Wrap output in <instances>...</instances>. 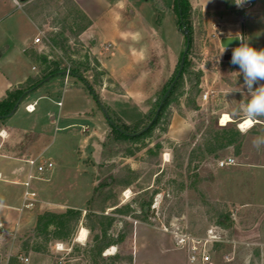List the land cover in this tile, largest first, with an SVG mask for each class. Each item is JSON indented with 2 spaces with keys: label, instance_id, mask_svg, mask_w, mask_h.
Instances as JSON below:
<instances>
[{
  "label": "rangeland",
  "instance_id": "obj_1",
  "mask_svg": "<svg viewBox=\"0 0 264 264\" xmlns=\"http://www.w3.org/2000/svg\"><path fill=\"white\" fill-rule=\"evenodd\" d=\"M21 1L29 14L13 0H0V97L9 83L39 76L46 66L42 56L62 67L77 62L88 67L84 74L95 92L77 76L57 74L27 93L16 112L0 122V128H13H7L10 135L4 133L8 145H0V154L12 149L9 155L22 154L15 146L27 132H37L42 134L38 145L45 147L42 160L53 162L43 173L33 171L43 177L31 180L39 200L33 208L19 210L24 184L13 182L12 175L0 178V221H12L13 229L18 221L21 233L36 223L39 213L68 208L82 212L67 240L51 239L52 226L51 235L36 237L34 229L22 236H0V264H8L20 252L29 257L23 264H202L190 259L197 240L208 250L210 264H264V144L253 143L264 137V117L246 131L239 127L243 118L237 109L250 99L249 92L243 75L236 73L239 66L224 58L231 49L220 57V32L240 17L244 34L264 37V0H246L253 7L241 16L244 4L234 9L229 6L234 0H180L191 35L183 78L179 76L175 94L152 133L114 145L106 157L111 125L102 107L127 124L142 116L147 122L175 79L186 45L177 0H106L107 6L85 0L98 15L95 31L85 32L88 26L81 33L91 20L68 0ZM35 35L41 41L34 45ZM250 41L256 49L264 47ZM24 45L31 46L33 60L24 53ZM151 53L155 66L148 72ZM207 90L216 94L204 101ZM29 101H35L31 112L25 109ZM225 112L238 133L233 143L210 153L207 128L216 118L225 125L220 123ZM217 131L220 136L232 133ZM228 156L236 164L220 167L219 160ZM2 162L30 166L26 160L0 156V166ZM113 175L131 183L114 185ZM89 212L103 215V228H89ZM224 217L229 228L219 224ZM82 227L88 235L78 241Z\"/></svg>",
  "mask_w": 264,
  "mask_h": 264
},
{
  "label": "trees",
  "instance_id": "obj_2",
  "mask_svg": "<svg viewBox=\"0 0 264 264\" xmlns=\"http://www.w3.org/2000/svg\"><path fill=\"white\" fill-rule=\"evenodd\" d=\"M68 1L73 3L75 6H78L74 0H68ZM177 2H178V7H176L175 9H176V11L179 15V18H180L179 26L181 28V27H183V24L185 25L187 23V18L185 16V11L183 10L184 8H181V5H180L183 2L181 3L180 0H177ZM229 6L233 7L234 9H237L234 2L229 3ZM238 13L240 15L242 14L241 12H238ZM90 25H91V22L89 24L82 26V28L79 30V33L84 31ZM189 32H190V29H189ZM190 37H191V35H190ZM187 54H188V52H187ZM30 55H31V53H30ZM186 58H187V55H186ZM186 58H185V64H184V68L182 70V74L180 76L181 77L180 79L183 78L184 72L187 69ZM41 60L43 61L44 64H46V66H45V68H43V71L39 76L29 77L23 83H20L19 85L14 86L13 88L9 89L6 93V95L0 99V122H2L4 119L7 118V114L13 110L18 99L27 90L33 89V88H36L37 86H39L40 85L39 83L42 80H44L45 77H47L49 75L54 76L57 74H66V71H67L66 69H69L68 74L79 77L80 79H82L84 81V84L86 87H88L92 92H95L94 83L92 81H90L87 78V76L84 74V72L88 70V67H86V66L84 67L79 62L75 63L72 67L70 66L69 68H67L66 66L62 67V64L59 61H56V60L49 61L46 56H42ZM180 79H178L176 81L173 88L167 94V96L164 99V102L161 106V109H160L158 115L155 117L151 126L147 130L142 132L141 134L131 135L132 133H136V132L140 131L141 129H143L144 127H146L150 123V121L154 118L156 111L150 110L149 113H151L152 115L151 114H150L151 116L149 115L150 116L149 121L146 122V120L144 119L145 117L142 116L140 119L137 118L133 124H127L126 122H122L119 117H117V118L113 117V116L111 117V115H110L111 120L115 123V126L110 124L111 125V134L109 135L108 140L105 142V151L103 152V156H105V157L108 156L109 154L106 153L107 152L106 150L111 151L112 149H114V145H116V144L122 145L123 143L134 142L136 140L145 138L148 135H150L152 133V131L154 130V128L156 127V125L158 124V122L160 121V119L162 118L164 109L166 108V106L170 103L171 99L173 98L175 91H176V88L180 82ZM170 85H171V83L168 85L167 88L164 89V94L166 93V91L168 90ZM192 93H193V89H191L189 95H191ZM95 95H97V94L95 93ZM161 100L159 101L157 106L160 105ZM192 106L197 107V104L195 102H192ZM140 114H142V112H140ZM146 115H147V113H146ZM232 125H234L233 121H229L225 125H219L218 119L216 118L213 121L212 126L211 125L208 126V128H207V131H208L207 137L208 138L206 140V143L208 144V151H210V153L216 152L218 149L223 148L224 146L233 143V141H234L233 135L238 133V130H236V128L233 127ZM217 129H227V130L231 131L232 133H228L226 135L220 136L221 134L219 131H217ZM199 130H201V127H199ZM29 135H30V137H29ZM24 137L25 138L23 140H21L20 142H18V144L14 148V149L19 150V151L21 150L22 154H20V155H24V154L28 153V150L31 147V144L33 143V138L35 137L37 139V134L35 132H33L32 134L27 132V134ZM36 139H34V141ZM193 140H194V137H193ZM109 141L111 142V144ZM113 177H114L113 178L114 179V181H113L114 185L126 187L131 183V179L123 181L122 178L120 177V175H115V176L113 175ZM96 191H97V194L98 193L101 194L98 187H97ZM109 197H111V196H109ZM94 199L95 198H93V200H90V201H92V203H93ZM81 214H82V212L79 209H75V208H68L65 212L45 211V212L39 213L37 216V222H36V227H35V236L38 237V236L44 235V234L45 235L46 234L51 235V233L49 232V227L52 226V227H54L55 230L53 232V235L51 236V239L67 240V238L71 234L73 223L78 222V220L81 217ZM87 215L90 218V220L92 221V224L89 225L90 229H94V227L96 225H99V226H101L100 228H103V215L102 214L97 213V212H89ZM219 224L225 228L230 227V223H229V220L227 217L220 219ZM8 264H23V262H21L15 256L9 260Z\"/></svg>",
  "mask_w": 264,
  "mask_h": 264
},
{
  "label": "crops",
  "instance_id": "obj_3",
  "mask_svg": "<svg viewBox=\"0 0 264 264\" xmlns=\"http://www.w3.org/2000/svg\"><path fill=\"white\" fill-rule=\"evenodd\" d=\"M17 1L19 2V0H13V3L16 5V7L17 8H19V9H22L26 14H29L28 12H27V10H26V8L24 7V4L26 3L25 1H21V2H19V4L17 3ZM76 3H77V5L84 11V13L89 17V19L91 20V25L89 26V28L85 31V32H88V31H90V30H93V31H95V29H94V24H95V18L97 17V15H98V13H95L94 11H93V9H92V7H90V4H88V2L87 1H83V0H74ZM101 3H103L105 6H107L108 4H107V1L106 0H99ZM253 7V5L251 4V3H244V7L243 8H240V9H242L243 11H242V14L241 15H243V13H246V11H247V8H252ZM237 9H239V7L237 6ZM240 15V16H241ZM241 18V17H240ZM240 18L239 19H237L234 23H233V26L230 28V29H228V31H226V30H222L220 33H223L224 35H227V34H229V35H233V34H240L241 32H242V28H241V26H240ZM224 35H221V36H224ZM264 35V34H263ZM35 37H36V35H35ZM96 38H97V40H98V37L97 36H95ZM244 39H245V41H247V42H249V40H251L250 42L252 43V44H256L257 43V45H261V44H263V46H264V37L263 36H261L260 35V37H258L257 36V34H253V33H250V35H246V33L244 34ZM260 43V44H259ZM35 45V44H34ZM30 47L31 46H28V45H24L23 46V50H24V53L26 54V56L28 57V58H30V59H32L33 60V58L31 57V55H30V51H29V49H30ZM264 48V47H263ZM109 49V48H108ZM154 56L155 54H153V53H151L149 56H148V58H147V60L148 61H150V63H151V66H150V68H148L147 69V71L148 72H150L151 70H153L154 69V66H155V61L154 62H152V57L151 56ZM154 58V57H153ZM34 65L32 66V68L34 69ZM108 71V70H107ZM109 72V71H108ZM110 73V72H109ZM110 75H111V73H110ZM33 75H29L28 77H27V75H26V79L24 80V81H26L29 77H32ZM111 77H112V75H111ZM114 79V78H113ZM115 81H118L117 79H116V77H115V79H114ZM24 81H22V82H20V83H23ZM119 82V84L122 86V87H124L123 86V80H120V81H118ZM20 83H18L17 85H19ZM17 85H11L10 83H9V86L8 87H6V93H7V91L9 90V89H11V88H13L14 86H17ZM6 95V94H5ZM4 95V96H5ZM4 96H2V97H0V99L1 98H3ZM35 101H33V102H31V101H29L28 103H26V105H25V109H26V106L28 105V104H34V107H35V103H34ZM145 109L146 108H143V109H138L139 111H145ZM27 110V109H26ZM35 110V109H34ZM28 111V110H27ZM31 112V111H30ZM54 118V117H53ZM8 126V127H7ZM67 126H69V124L67 125ZM83 126H87V125H83ZM82 126V127H83ZM89 127V126H88ZM7 128H9L10 130H12L13 128H11L8 124H5V126H3L2 128H0V136L2 137L1 139L3 140V144H0L1 145V147L5 144V146L6 145H8L7 144V142L5 141V139H4V133H6L7 135H10V132L11 131H8L7 130ZM36 134H37V132H36ZM41 139H42V134L41 133H39V134H37V139L35 140V141H33V143L31 144V147L29 148V150H28V153L27 154H24V155H18V156H15V155H9V154H12V150L10 151H6L7 153H2V154H0V156L1 157H5V158H7V159H23V160H26V162L28 163V159H30V158H35V157H43V155H44V152H45V147H43V148H41V146H39L40 145V142H41ZM39 144V145H38ZM39 146V147H38ZM3 163H6V162H2V165L0 166V178H3L4 176L6 177H4L5 178V180H8V178H7V176H10V175H12V176H14V179H11L13 182H17V183H22L23 184V182L25 181L24 180V177H25V174H26V176L28 175V173H29V171H30V169H31V166H29V168L28 167H26V168H23L22 166H20V165H16V164H7V165H3ZM17 177L18 178H20L19 180H17ZM22 179V180H21ZM7 206H12L11 204H7ZM20 210V209H19ZM20 211H22V210H20ZM37 222V221H36ZM7 226H8V228L10 229V232H12L13 233V235H15V236H22V235H24V234H26V233H28V232H32L34 229H35V227H36V223L34 224V225H32L31 227H28V228H26L24 231H22L21 233H19V230L17 229V227H18V224H19V222L18 221H15V223H14V225H15V229H13L12 228V221H9L8 223H5Z\"/></svg>",
  "mask_w": 264,
  "mask_h": 264
},
{
  "label": "clouds",
  "instance_id": "obj_4",
  "mask_svg": "<svg viewBox=\"0 0 264 264\" xmlns=\"http://www.w3.org/2000/svg\"><path fill=\"white\" fill-rule=\"evenodd\" d=\"M238 7L243 6L246 0H234ZM220 35H224L221 33ZM239 40V45L232 48L231 63L239 66L238 75H243L244 86L249 92L250 99L237 109L242 118L249 124L258 118L264 117V48L256 49L241 37L227 34L225 40L221 41L223 51L220 57L229 49L234 40ZM219 57V59H220ZM254 87V85H257ZM245 131L247 129H244ZM259 147L264 144V137H258L253 141Z\"/></svg>",
  "mask_w": 264,
  "mask_h": 264
},
{
  "label": "built area",
  "instance_id": "obj_5",
  "mask_svg": "<svg viewBox=\"0 0 264 264\" xmlns=\"http://www.w3.org/2000/svg\"><path fill=\"white\" fill-rule=\"evenodd\" d=\"M17 3L19 4V2L17 1ZM41 41V36L37 35L34 38V44H37ZM215 91L214 90H207L204 91V93L202 94V100L207 101L212 95H215ZM61 102L59 101V104ZM26 109L28 111H33L35 109L34 104H28L26 106ZM220 123L222 124V122L220 121ZM88 128L83 126V131H86ZM28 163L31 166V169L27 175V179L23 182L24 186H25V190H24V194H23V204L22 207L20 208V210H23L25 208H33L37 202H39L38 198H37V193L35 190L31 189V180L33 178H43L42 176H37L33 173L34 170H36L39 173H43L44 171H46L47 169H50L53 167V162L51 160H42L41 157H35V158H30L28 159ZM236 164V160L234 157L232 156H228L226 158H223L221 160H219L218 165L220 167H225V166H230V165H235ZM10 232V229L8 228V226L3 222L0 221V236H4L6 234H8ZM213 238L215 236H212ZM214 242L219 241V239H214ZM202 240H197L196 242H194L191 245L190 251V259L191 261L194 262H200L202 264H210V255L207 254L206 252H208V250H206V248H204ZM16 257L21 261V262H28L29 261V257L24 255L23 253H18L16 255Z\"/></svg>",
  "mask_w": 264,
  "mask_h": 264
},
{
  "label": "water",
  "instance_id": "obj_6",
  "mask_svg": "<svg viewBox=\"0 0 264 264\" xmlns=\"http://www.w3.org/2000/svg\"><path fill=\"white\" fill-rule=\"evenodd\" d=\"M180 29H182V31H183V33H184V35H185V37H186V46H185L184 51H183V54H182V56H181V61H180L179 69H178V72H177V74H176V76H175V79L173 80V82L171 83L170 87L168 88V90H167L166 93L164 94V96H163V98H162V100H161V102H160V105L158 106V108H157V110H156V114H155L154 118L150 121V123H149L146 127H144L143 129H141L140 131H138V132H136V133H132L131 135L141 134L142 132H144L145 130H147V129L151 126V124L153 123L155 117L158 115V113H159V111H160V108H161V106H162V104H163V102H164V99L166 98V96H167V94L169 93V91L173 88V86L175 85L176 81L178 80L179 76H180L181 73H182V70H183V68H184V64H185V58H186V55H187V52H188V49H189V46H190L191 38H190V32H189V29L186 28L184 24H183V27H181ZM241 30H242V32H241L240 34H233V36H234V37H241V38L244 39V31H243V29H241ZM225 36H226V35L220 37V45H221V46H222L221 41H224V40H225ZM244 40H245V39H244ZM95 41H96V40H95V38H94V39H93V42H95ZM238 45H239V40H238V39H237V40H234L233 44L229 46V49H231V50H230L229 52H227V53L224 55V58H225L226 60L231 61L232 48H235V47H237ZM66 72L68 73V71H66ZM51 77H52V75H49V76L45 77V79L42 80L39 84H42V83H44L45 81L50 80ZM33 89H35V88H33ZM33 89H29V90H27V91H26V92H25V93H24V94L18 99V101H17L16 105L14 106L13 110L7 114V117L12 116V115L16 112V109H17L19 103L21 102V100L23 99V97H24L27 93H29L31 90H33ZM102 108H103V110H104V112H105V114H106V117H107L109 123H110L111 125H114V126H115V123L111 120L110 114L108 113V111L106 110V108H105L104 106H103ZM116 127H117V126H116Z\"/></svg>",
  "mask_w": 264,
  "mask_h": 264
},
{
  "label": "bare ground",
  "instance_id": "obj_7",
  "mask_svg": "<svg viewBox=\"0 0 264 264\" xmlns=\"http://www.w3.org/2000/svg\"><path fill=\"white\" fill-rule=\"evenodd\" d=\"M232 120L233 119H232L231 115L229 113H227V112L223 113L222 116H221L222 124H227L229 121H232ZM253 124H254V121L251 124H249L243 119V120H241L239 122V127L242 128V129H246V128L251 127ZM87 235H88L87 234V229L85 227H82L80 229L78 235H77V240L78 241H83V240L86 239ZM57 247L59 248V244H57Z\"/></svg>",
  "mask_w": 264,
  "mask_h": 264
}]
</instances>
